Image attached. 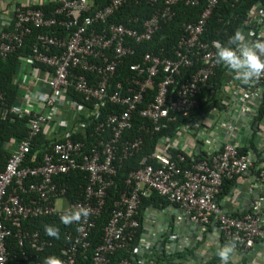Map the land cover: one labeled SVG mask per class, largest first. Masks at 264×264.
I'll return each instance as SVG.
<instances>
[{
    "label": "built area",
    "instance_id": "2783aa9c",
    "mask_svg": "<svg viewBox=\"0 0 264 264\" xmlns=\"http://www.w3.org/2000/svg\"><path fill=\"white\" fill-rule=\"evenodd\" d=\"M47 1L57 2L60 6L47 14L37 7ZM129 1L132 0H111L105 6L94 9L95 0H0V56L3 58L22 46L26 36L34 33L36 28L63 26L68 31L35 33L33 52L21 62L22 65L32 66L31 78L29 81L27 76L19 78L24 88L20 105L6 108L3 115L5 117L9 111L23 116L27 112L22 108L24 104L48 108L41 113L33 112L28 135L15 145L6 168L0 171V264H10L7 239L13 234L21 247L28 244L37 252L50 244L39 231L24 229L23 221L65 211L58 210L55 205L58 198L66 197L69 188L60 180V175L80 170L89 174L85 195L68 208H85L89 214L77 222V234L63 249L64 258L61 260L62 264H76L80 250H86L91 245L89 238L95 218L106 203L108 189L114 183L121 161L143 145L141 136L134 139L125 137V132L134 127V114L139 112L141 117L149 120L144 125L146 131H158L175 120L176 113L189 115L200 107L198 94L219 65L214 43L223 46L218 40L204 41L202 35L210 15L221 0H164L163 6L142 22L139 17L131 18L130 23L135 26L110 21L116 11ZM181 1L192 6L205 2V6L197 20L185 23V32L175 56L145 53L140 61L129 66L132 74L124 81H118L116 88L110 91L118 66L126 56L135 52L132 41L139 43L151 39L163 22L173 18L174 6ZM254 20L258 29L249 30L245 34L246 41L264 39V3L255 5ZM35 63L52 69L45 71V87L39 85V80L43 79L38 71L42 69L37 68ZM183 68L192 71L186 79L180 80ZM83 71L91 73L93 79ZM161 73L163 78L148 100L146 94L154 88ZM71 86L86 99L92 100L98 111L108 102L123 107L122 111L109 113L97 124L96 130L101 138L90 149L82 141L72 140L69 122L58 117L62 104L73 109L72 120L84 109L82 103L67 95ZM235 90L241 93L240 100L246 108L248 100L263 92L264 75L251 80L246 88L237 85ZM212 96H215L214 92L209 98ZM4 100V95L0 93V102ZM141 104L143 106L139 107ZM50 122L57 123L58 131L65 133V140L56 141L52 151L46 152L38 164H29L32 141ZM230 127L234 129V126ZM108 130L110 136L105 139L103 135ZM240 146L233 139L224 142L217 150L193 160L188 166L181 164L186 161L183 154L178 155V159H171L160 152L156 154L158 166L144 158L141 166L130 173L126 180L127 188L115 201L103 242L92 254L93 264H109L110 255L117 249L130 248L140 228L139 208L143 198L152 192L180 204L188 211L192 221L208 224L217 219L223 234L236 250H251L256 242L264 241L263 212L233 214L220 207L219 197L225 181L250 175L255 182L264 185V162L258 167V172H254L256 157L251 152L242 153ZM169 247L172 253L177 250L174 244L168 245L167 250ZM22 257L27 259L29 256L24 251ZM140 263L145 262L142 260ZM120 264L131 262L125 259ZM214 264L222 263L215 261Z\"/></svg>",
    "mask_w": 264,
    "mask_h": 264
},
{
    "label": "trees",
    "instance_id": "16d2710c",
    "mask_svg": "<svg viewBox=\"0 0 264 264\" xmlns=\"http://www.w3.org/2000/svg\"><path fill=\"white\" fill-rule=\"evenodd\" d=\"M111 0H95L94 9L103 7L108 4ZM164 0H157L156 2L150 0H132L120 7L118 11L110 18V21L117 23H124L127 25L130 23L131 18L139 17L142 22L144 19L150 17L154 12L163 6ZM257 3H264V0H221L214 8L210 15L205 31L202 35L204 41L212 42L218 40L223 46L228 45L229 37L234 35L235 31L239 29L245 36V33L249 30H257L258 23L254 20V9ZM60 4L57 2H45L42 6H37L47 14L55 11ZM205 2L192 6L186 4L185 1H181L176 6L175 15L167 22H163L161 27L157 30L154 36L142 42H133L131 46L134 49L133 54L126 56L124 61L118 66L115 77L110 83L109 90L112 91L116 88L118 81H124L128 75H131L129 66L138 62L142 59V56L147 52L159 54L161 56H175V50L182 38L185 29L184 25L186 22H192L197 20L204 9ZM64 18L63 15L59 16ZM140 25V24H139ZM54 31L61 33H68L66 28L63 26L50 28H36L34 33L26 36L23 45L18 47L15 51L9 54L8 57L3 58L0 56V93L4 95L5 100L0 102V171L6 168L8 158L10 157L12 150L15 145L23 140L29 133V125L31 119L34 116L33 112H26L23 116L15 112H6L4 117L5 109L19 106L21 97L23 95V85L19 81L20 64L22 60L30 56L33 52V46L36 42V34L43 31ZM35 66L44 71H52V69L44 64L35 63ZM78 73L82 72L76 70ZM192 69L183 68L180 80L186 79L191 73ZM226 71L228 68L219 64L216 67L215 73L210 77L207 84H205L198 98L200 100V107L191 111L189 115L183 113H176V119L169 122L166 128H162L158 131H146L144 125L149 120L141 117L139 112L134 114V127L125 132V137L134 139L137 137L143 138V145L140 150L129 155L121 161L118 173L114 178V183L108 189V195L106 197V203L101 213L95 218V226L92 229L90 235L91 245L88 249H81L78 253L76 264H93L92 254L94 249L103 242L105 234V227L109 223L112 212L114 210L115 201L119 198L121 193L127 188L126 180L132 171L137 170L141 166V162L146 158L147 162L158 166L156 154L162 152L171 159H178V155L183 154L186 157V161L181 162L182 165L188 166L193 160L200 159L204 156H196L193 159L181 149L171 146L167 139L176 138L179 134L182 126L194 125L198 122L206 109L209 108L210 104L213 103L216 107L222 109L225 107L224 104H219L216 97L209 95L212 90L219 91L221 87L226 83L227 75ZM89 78L93 79V75L89 72H84ZM162 73L156 78L154 88L149 89L146 94V98L150 100L153 94L156 92L158 83L162 80ZM243 88L248 87L249 83H239ZM264 94V90H263ZM69 98L78 101L84 105V109L81 110L77 115L76 119L72 120L70 124L71 135L70 138L74 141H82L87 149H90L94 144L98 143L101 136L96 130L97 124L104 119L109 113H118L122 111L123 107L116 103L108 102L106 106L96 110L92 100L86 99L85 96L75 90L74 87H69L67 90ZM141 104L139 107H142ZM65 111L72 115L73 109L65 107ZM264 121V101L260 106V112L254 119V124H259V127L255 129L253 137L251 138V145L255 146L254 138L255 135L263 130L261 125ZM64 132L55 136H50L46 131L45 127L41 129L38 135L32 141L31 152L28 157L29 164H38L46 152L52 151L53 145L56 141L65 140ZM110 136V131L104 133L103 137L107 139ZM242 153L249 152L247 146H240ZM264 162V156L255 159L253 171L258 172V167ZM60 180L65 182L69 187L68 193L64 199L70 205L72 202L84 198V188L86 187L89 174L85 171H71L66 174L60 175ZM233 180L225 181V187L228 184H232ZM160 201L166 203L169 200L166 197L159 195L157 192H153L149 197H144L143 202ZM66 210H74L67 208ZM54 213L50 215H43L39 217L27 218L23 221V228L30 231H39L43 238L47 239L50 244L41 251L37 252L26 244L21 247L18 243V238L13 234L7 239L8 250L10 253V264H43V260L48 256H55L61 261L64 258L62 253L63 249L68 246L71 242L72 237L77 234V222H73L69 225H64L60 222V216L64 214ZM137 217L140 219V212ZM45 226H51L58 230V238L48 236L45 232ZM142 226V225H141ZM142 228L140 227L137 236L134 241L130 243L128 249H117L113 254L110 255L109 264H120L123 260L128 259L131 264H141L140 261H144V264H167L173 260L181 259L186 255L195 253L196 246L186 248L185 250H176L170 252L168 250H160L159 248H153L154 251L145 255L139 251L140 235ZM225 240V243L230 244L229 241ZM26 252L28 258L24 259L22 253ZM218 256L214 257L208 262L203 264H214L218 261Z\"/></svg>",
    "mask_w": 264,
    "mask_h": 264
},
{
    "label": "crops",
    "instance_id": "0c3cea01",
    "mask_svg": "<svg viewBox=\"0 0 264 264\" xmlns=\"http://www.w3.org/2000/svg\"><path fill=\"white\" fill-rule=\"evenodd\" d=\"M20 66L21 68L19 72V78L22 79L23 77L27 76L29 81L31 78L32 66L27 65L25 63L23 65L21 64ZM38 75L40 78L43 79V81L39 80V85L42 84L45 87L46 84L44 81L46 80V72L39 70ZM226 75V83L221 87V89L219 91L212 90L210 93L211 95L212 92H214L219 104H224L225 107L220 109L213 105V103H211V107L209 106V108H212L213 111L211 113H208L209 108L206 109L202 115V118L200 119L203 124H207L208 127H210V133L213 138H211V140L209 139V141L207 140L206 142L205 139H201L199 135L198 137H196L195 134L190 131L191 125H189L182 126L176 138H170L166 140L167 142L171 143L172 147L181 149L182 151L187 153L192 159L196 156L209 155L214 150H217V148L221 147L224 142H227V140L225 139L222 140V134H219L220 131H225V120L222 117H224L225 119H228L229 117L228 114L225 112V108H227L229 104L226 105L225 102L230 103L233 96L237 95L235 89L237 88V85H240L239 83L241 81L236 79L234 73L229 69L228 71H226ZM234 90L235 92H233ZM230 92L233 93L230 94ZM65 107L66 106L63 104L60 106V112L58 117L67 119V121L71 124V115L65 111ZM43 111H48V108H43ZM207 117L212 120L210 124L205 122V119ZM261 124L264 128V121H262ZM45 129L50 136H55L58 133H61L58 131V126L56 122L48 123L47 125H45ZM236 137H233L232 139L235 141ZM252 137L253 135L243 136V146H247L249 148V152H251L252 155L256 158L257 156H264V131H259L255 135L254 147L253 145H251L250 141ZM248 177H250V175L238 177L234 179L232 184H228L226 185V187L224 185V190L219 197L220 207L223 211L238 214L245 213L248 211L260 210L264 213V185H260L255 182L252 177ZM150 195H148L147 197H149ZM139 212L140 219H138L140 221V227L142 228V232L140 235L139 251L145 255H148L149 253H152V251H154L152 247L154 243L152 242V237L156 236L158 240L161 237V231H159V233L157 234H152L150 233L151 229L148 228L149 225L157 224L156 218L161 213L165 214L168 219L173 220L177 218L178 213H186L187 219L192 221L189 217L188 211L184 207L170 200L166 203H162L160 201H152L145 203L142 201V204L139 208ZM185 231V238L179 241V243H177V238H175V240H168L167 244H174L177 247L176 249L179 251L185 250L186 248L192 246H196L195 253L191 255H186L181 259L173 260L167 264H203L205 262L210 261L216 256H218V261L223 264L222 260L218 255V252L223 246L231 244L225 243V240H229L223 234L217 219H214L211 223L197 227L196 230L193 232L189 227H186ZM165 232L169 233L167 230H165ZM160 246L161 245L157 243V247ZM168 251H170V247ZM228 264H264V241L256 242L255 246L251 250H236L233 248V251L229 256Z\"/></svg>",
    "mask_w": 264,
    "mask_h": 264
},
{
    "label": "water",
    "instance_id": "95a60500",
    "mask_svg": "<svg viewBox=\"0 0 264 264\" xmlns=\"http://www.w3.org/2000/svg\"><path fill=\"white\" fill-rule=\"evenodd\" d=\"M240 97L241 93H237V95L233 96V99L227 108H225V112L229 117L228 119L222 117L225 120V131H220L219 134H222V140L225 139L227 141H231L233 137L237 136L235 140L243 146V136H252L255 129L259 127V124H254V119L260 112V106L264 101V94L261 92L259 96L251 98V101L248 100V106L246 108L243 107ZM22 108L29 113L35 111L39 113L43 112L42 107L33 104H24L22 105ZM198 123L199 122H196L194 125H191L190 131L195 134L196 137L199 135L201 139H205L206 142L207 140L209 141V139L211 140L213 136L210 133V127L202 122H200V124ZM230 126H234V129ZM188 220L186 213H178L177 218L174 220L168 219L165 214L161 213L156 218L157 224L148 226V228L151 229L150 233L152 234H157L161 231V237L159 240L156 236L152 237V242H154L152 247L159 248L160 250H167L168 240H175V238H177V243H179V241L185 238L186 227H189L193 232L197 227L204 225L203 223L190 220L188 222ZM165 230L169 233H166ZM157 243L161 246L157 247Z\"/></svg>",
    "mask_w": 264,
    "mask_h": 264
},
{
    "label": "clouds",
    "instance_id": "9594fccd",
    "mask_svg": "<svg viewBox=\"0 0 264 264\" xmlns=\"http://www.w3.org/2000/svg\"><path fill=\"white\" fill-rule=\"evenodd\" d=\"M214 46L217 49L216 62L232 71L235 78L242 83L247 84L264 75V39L246 41L244 34L237 29L234 35L229 37L228 45L221 46L219 43H214ZM88 214L85 208L65 210L60 216V222L69 225ZM45 232L48 236L58 238V230L51 226H45ZM232 251L231 245H225L219 250L218 255L223 264H228ZM43 264H62V262L55 256H48L43 260Z\"/></svg>",
    "mask_w": 264,
    "mask_h": 264
},
{
    "label": "rangeland",
    "instance_id": "374dc122",
    "mask_svg": "<svg viewBox=\"0 0 264 264\" xmlns=\"http://www.w3.org/2000/svg\"><path fill=\"white\" fill-rule=\"evenodd\" d=\"M210 107H211V106H210ZM212 111H213L212 108H209V109H208V113H211ZM211 121H212V120L209 119V117H207V118L205 119V122H207L208 124H210ZM55 205H56V207H57L58 210H66V209L69 207L68 202H67L66 199H64V198H58V199L56 200Z\"/></svg>",
    "mask_w": 264,
    "mask_h": 264
}]
</instances>
